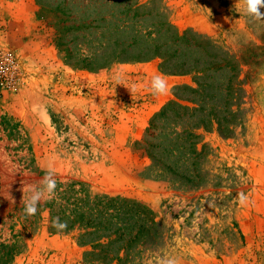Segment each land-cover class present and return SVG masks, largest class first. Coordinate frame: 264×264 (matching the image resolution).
I'll list each match as a JSON object with an SVG mask.
<instances>
[{"label": "rangeland", "instance_id": "rangeland-1", "mask_svg": "<svg viewBox=\"0 0 264 264\" xmlns=\"http://www.w3.org/2000/svg\"><path fill=\"white\" fill-rule=\"evenodd\" d=\"M0 51V264H264V21L236 0H0ZM49 167L61 202L25 217Z\"/></svg>", "mask_w": 264, "mask_h": 264}, {"label": "clouds", "instance_id": "clouds-1", "mask_svg": "<svg viewBox=\"0 0 264 264\" xmlns=\"http://www.w3.org/2000/svg\"><path fill=\"white\" fill-rule=\"evenodd\" d=\"M236 4L242 7L243 14L252 21H264V0H236ZM117 85H123L120 80H117ZM131 93L137 90L136 85H132ZM154 96L168 95L170 89L167 78L162 73L153 74L150 80V87L147 89ZM22 198L20 202L23 204V215L25 217H33L39 211V205L42 202H50L55 200L57 204L61 201L58 198V187L55 173L49 167L44 176L35 184L22 186ZM27 195L24 196L23 194ZM237 199L241 204L245 203L247 197L240 193ZM51 226L57 232H63L67 229V222H62L59 217H54L51 220ZM167 264H174V261H167Z\"/></svg>", "mask_w": 264, "mask_h": 264}, {"label": "built area", "instance_id": "built-area-1", "mask_svg": "<svg viewBox=\"0 0 264 264\" xmlns=\"http://www.w3.org/2000/svg\"><path fill=\"white\" fill-rule=\"evenodd\" d=\"M18 72V63L9 51H0V94L11 86Z\"/></svg>", "mask_w": 264, "mask_h": 264}, {"label": "trees", "instance_id": "trees-1", "mask_svg": "<svg viewBox=\"0 0 264 264\" xmlns=\"http://www.w3.org/2000/svg\"><path fill=\"white\" fill-rule=\"evenodd\" d=\"M64 209V208H63ZM60 215V216H59ZM57 217H59L60 218V220L62 221V222H64V220H66L65 218H66V214H65V211L64 210H61V214H59ZM52 218H54V214H52ZM52 220V219H51ZM67 221V220H66Z\"/></svg>", "mask_w": 264, "mask_h": 264}]
</instances>
